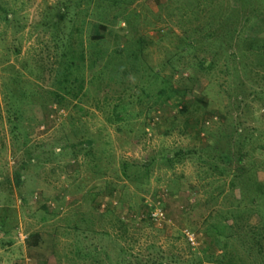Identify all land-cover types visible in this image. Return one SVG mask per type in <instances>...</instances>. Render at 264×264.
Instances as JSON below:
<instances>
[{"label": "rangeland", "instance_id": "rangeland-1", "mask_svg": "<svg viewBox=\"0 0 264 264\" xmlns=\"http://www.w3.org/2000/svg\"><path fill=\"white\" fill-rule=\"evenodd\" d=\"M0 264H264V0H0Z\"/></svg>", "mask_w": 264, "mask_h": 264}, {"label": "trees", "instance_id": "trees-1", "mask_svg": "<svg viewBox=\"0 0 264 264\" xmlns=\"http://www.w3.org/2000/svg\"><path fill=\"white\" fill-rule=\"evenodd\" d=\"M105 36V29L102 28V26H100L99 24H95L93 25V28H92V39L95 40V41H99V40H102ZM169 156H167L168 158ZM261 195V194H259ZM233 214L235 215V213L233 212ZM229 217V216H228ZM234 218L238 219L237 216H233ZM229 219H227L226 217L223 218L222 221H220L218 223L217 226H214L212 229L213 230H219V234L220 232L225 228V227H228V224L227 221ZM231 227V226H229Z\"/></svg>", "mask_w": 264, "mask_h": 264}, {"label": "built area", "instance_id": "built-area-1", "mask_svg": "<svg viewBox=\"0 0 264 264\" xmlns=\"http://www.w3.org/2000/svg\"><path fill=\"white\" fill-rule=\"evenodd\" d=\"M154 217L162 219L164 218V214L158 210L157 213L154 214ZM183 232L191 245L198 246V237L194 232H191L188 229H184Z\"/></svg>", "mask_w": 264, "mask_h": 264}]
</instances>
